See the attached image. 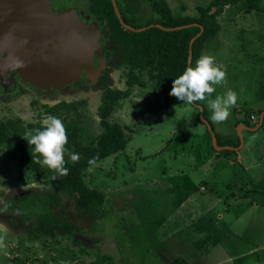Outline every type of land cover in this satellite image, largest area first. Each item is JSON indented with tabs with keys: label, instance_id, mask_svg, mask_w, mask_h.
Returning <instances> with one entry per match:
<instances>
[{
	"label": "rangeland",
	"instance_id": "obj_1",
	"mask_svg": "<svg viewBox=\"0 0 264 264\" xmlns=\"http://www.w3.org/2000/svg\"><path fill=\"white\" fill-rule=\"evenodd\" d=\"M52 1L57 3L58 0ZM72 1L88 13L86 0ZM166 1L174 12L180 11V7L184 5L185 8L180 11L182 14L196 16L197 6L207 5L211 0ZM151 15L148 4L142 3L136 21L141 23L143 18H149ZM261 20L264 21V10L244 12L241 3L231 5L226 7L219 17L221 29L215 36L224 38V42L227 39L228 43L234 42L233 38L235 41L239 39L243 46L249 36L250 23ZM257 29L259 32L264 31V26ZM97 59L100 62L98 67L86 68L85 81L60 91L46 92L27 83L18 84L5 91L0 90V121L20 120L24 126L30 127L27 131H34V126L40 123L44 116L42 112L45 104L51 106L61 100L73 101L77 104L76 110L60 111L55 116L63 123L65 119L79 118L82 139L89 141L101 131L97 108L103 92L96 86V82L106 67L107 60L99 54ZM224 64L227 81L221 86V92L216 86L215 96L231 89L237 93L238 98L244 99L249 93L255 95L257 85L264 84V56L245 58L239 55V59L234 62L228 57L224 59ZM125 73L123 66L116 68L110 72L107 82L112 87L125 89ZM141 76L147 86L132 87L131 95L120 101L109 118L126 127L130 140L125 149L118 156L101 159L89 168L88 184L106 193L103 209L100 210V215L94 218L74 216V219H69L74 232L65 234L60 226H54V235L42 233L38 218L47 208L43 201L44 195L46 196L45 187L33 179L30 171L19 172L16 162L7 160L4 150L0 147V177L4 178L0 184L8 188H0V222L10 229L6 240L7 248L0 251V264H94L96 255L100 252L112 255L118 264L122 261L119 258L139 260L149 255V259L156 264H174V258L185 257L186 253L193 254L194 257L187 264H264V249L257 251L261 255L259 261L250 254L240 255L235 260L222 261L224 252L207 243L211 236L206 238L203 234L200 236L196 233L189 235L186 239L189 246L181 242L184 239L181 235L176 237V234L188 229L186 217H189V221L197 222V219L192 220L195 213L183 214L179 211L183 204L180 197L181 188H176V185L183 186V190L185 183L186 188L190 190L199 184L198 179L202 180L208 190L198 196L206 198L205 204L208 205L217 194L224 191L221 183L222 168L204 158L205 153L211 150L205 137L207 127L199 119L196 106L181 101L176 103L177 105L163 107L152 117L146 116L142 108L144 98L152 92V82L146 72ZM22 86H25V89ZM141 97L140 101H133ZM199 104L205 106L208 120L218 134L220 129L237 134L238 130H241L239 125H235L234 108L231 109V115L226 122L217 124L211 120L212 112L207 100ZM237 105L244 108V104L239 101ZM263 130H257V134L261 135L256 136L250 153L246 151L249 148L250 133L243 130L244 147L237 151L238 157L237 161L235 160L234 181L237 184H230L231 188L235 187L236 194L238 187L243 183L242 175L249 172L239 171L240 165L251 166L259 161L257 169L259 164L264 167V144L260 141ZM220 140H223L222 134ZM241 189L248 192L244 186H241ZM256 189H264V185L263 188L257 186ZM250 197L246 196V199L242 200ZM252 199L255 202L251 209L262 208L264 195L253 196ZM64 202L66 201L63 199ZM189 204L196 211H206L202 207L204 202ZM65 206L71 209L70 205ZM209 211L212 210L208 209L206 212ZM26 212L32 216L26 219ZM202 217L203 214H200V219ZM14 220L18 223L15 224ZM181 224L184 227L177 229ZM35 225L39 231L33 233L34 238H29V235H32L29 229Z\"/></svg>",
	"mask_w": 264,
	"mask_h": 264
},
{
	"label": "trees",
	"instance_id": "obj_2",
	"mask_svg": "<svg viewBox=\"0 0 264 264\" xmlns=\"http://www.w3.org/2000/svg\"><path fill=\"white\" fill-rule=\"evenodd\" d=\"M263 2L264 0H211L207 5L197 6L198 14L190 16L180 12L185 8L184 5L180 7V11L174 12L166 0H116L118 10L126 24L134 28L147 27L141 31H132L121 24L111 0L88 1V13L100 27L101 50L107 60L106 67L96 82V86L103 92L97 108L101 131L85 142L81 136L82 127L79 118L65 119L64 126L68 136L66 147L69 153H78L80 159L73 164L66 155L65 166L69 169L68 174L54 178L55 174L52 171L36 163L34 146L28 145L22 137L30 127L24 126L20 120L0 121V147L4 150L5 158L15 161L19 172L30 171L33 179L46 189H44L46 196L44 195L43 201L47 208L38 218L43 234L54 235V226H60L65 234H70L74 232V229L69 219H74V216L94 218L100 215V210L103 209L106 201V193L88 184L89 168L101 159L118 156L125 149L130 140L126 127L109 118L120 101L131 95L132 87L147 86L141 76L142 73L146 72L148 79L152 82V92L144 98L142 109L147 117H152L163 107L181 102L170 96L169 92L174 79L186 69L189 42L200 31V26L203 27V32L193 42L192 66L195 65L206 41L220 31L221 24L218 19L226 7L241 3L244 12L261 11L264 10ZM142 3L148 4L152 15L149 18H143V22L137 23ZM155 24L165 28L182 27L169 31ZM121 66L126 69L127 87L125 89L112 87L107 82L110 72ZM71 109H77L76 102L63 100L51 106L45 104L42 113L55 116L60 111ZM245 115L247 116L248 112ZM204 117L208 119L205 108ZM40 127H42L41 123H36L34 126L35 129ZM217 137L220 145L237 146L239 144V139L235 143L229 141L224 143L218 135ZM206 139L208 147L214 151L208 130H206ZM234 152L229 149L220 151L226 156ZM36 193L35 191L34 194ZM63 199L66 202L63 203ZM7 205L9 207V204ZM65 205H70L71 209L69 210ZM30 216L32 215L26 212V219ZM14 222L18 223L17 220ZM37 231L39 228L36 225L31 227L29 232L32 235H29V238H34L33 233ZM149 257L151 258L150 255ZM149 257L144 256L139 260L127 257L119 259L122 260L120 264H156ZM183 262L185 263V260L179 257L173 260L174 264ZM94 264H118V261L112 255L100 252L97 253Z\"/></svg>",
	"mask_w": 264,
	"mask_h": 264
},
{
	"label": "crops",
	"instance_id": "obj_3",
	"mask_svg": "<svg viewBox=\"0 0 264 264\" xmlns=\"http://www.w3.org/2000/svg\"><path fill=\"white\" fill-rule=\"evenodd\" d=\"M249 26V36H247V40L245 41L243 46L240 44L239 39L235 41V38H233L234 42L228 43L227 39L224 42V38H221L220 36H213L206 41L201 54L209 53L215 55L216 63L218 65H222L224 69V59H227L228 57L229 60H231L232 62L239 59V55H243L245 58H253L254 56L258 58H263L264 31L260 30L259 32L257 28L263 27L264 21L261 20L251 22ZM247 87L248 85L246 84V88ZM217 89L221 92V86H217ZM254 91L255 95H252L253 93H249L244 99H238L240 104H244L243 109L240 108L241 106L237 104L234 107L235 125L237 124L239 125V128L241 127V130H238V133L241 132L242 137L243 130H247L250 133L248 138L249 148L246 150L247 153L248 151L249 153L252 151L253 143H255L257 139L256 136L261 135L257 134V130H259L260 128L264 129V84L257 85ZM214 97L215 93H213L211 98L214 99ZM201 105L205 108L203 104ZM246 112H248L247 116L245 115ZM250 114H255L257 116L256 122H252L251 120H249L248 116ZM244 126L259 127L255 130H251L249 128H245ZM219 132L223 136L222 141L224 143L228 141L230 143H235L239 139V134L237 133H229L227 131H224L223 129H220ZM215 134L220 137V134H218L216 131ZM260 141L264 144V134L261 137ZM230 146L239 147H237V149H231L235 152L228 156L220 153L221 150H218L216 148H214V151H208L204 155V158H208V161L210 160L213 165L217 166L218 168H222L221 183L222 187L224 188V191L217 194V196L210 201V204H205L206 198H201L200 196H198L200 194L203 195L204 192L208 190L202 180L198 179L199 184L195 186L194 189L190 190L186 188L187 184L185 183V188L183 190V186L179 187L178 185H176V188H181L180 197L182 198L183 204L180 206L179 211L183 214L193 212L195 214L192 217V220L197 219V222H193L189 221V217H186V223H189L188 229L184 232L176 234V237L181 235L182 238H184L181 242H184L186 246H189L186 242L187 236L189 235L196 233L200 236L201 234H203V236L206 238L207 236H211V240L207 239V243L214 249L221 250L224 252L222 261L225 259L235 260L238 256L243 254L253 255L259 261L261 255L257 251L264 249V205H261L262 208L257 207L251 209L250 207H253V202H255L254 199H252L253 196L264 195V189H256L257 186H261L263 188L264 167L259 164V168L257 169V164L259 161L257 162V164L251 166L240 165L239 171L242 170L244 172H249L248 174L242 175L243 183L238 187V194H236L235 187L231 188L230 184L232 183L234 186H236L237 184V182L234 181L236 179L234 171L236 169L235 167L238 157L237 151L244 147V141L242 144H240L239 139V144L237 146ZM204 160L206 161V159ZM253 169L255 170L252 172L251 170ZM241 186H244L248 190V192H244L241 189ZM246 196L251 197L247 200H242L246 199ZM199 201L204 202V205H202V207L206 211L208 209L212 211H196L194 210L193 206L189 204V202L199 203ZM200 214H203V217L201 219ZM180 226L181 228L184 227V225L181 224L177 227V229ZM186 249L189 250V248ZM184 256L185 257H182V259L185 260V263L183 264L189 263L188 261L194 258L193 254L186 253ZM194 262L196 263L195 260Z\"/></svg>",
	"mask_w": 264,
	"mask_h": 264
},
{
	"label": "water",
	"instance_id": "obj_4",
	"mask_svg": "<svg viewBox=\"0 0 264 264\" xmlns=\"http://www.w3.org/2000/svg\"><path fill=\"white\" fill-rule=\"evenodd\" d=\"M111 1L119 21L125 28L132 31L147 28L146 26L134 28L126 24L118 10L116 0ZM19 2L22 4L17 3L12 7L13 15H8L12 20H17L18 16L19 19H23L22 25L15 30L9 28L11 21L5 15L7 1L0 0V72L7 69L15 71L22 79L37 88L52 91L79 80L83 68H94V51L102 56L100 51L102 37L97 22L90 15L84 11L56 12L51 8L49 0ZM88 21L92 22L93 27L87 23ZM155 25L169 31L182 27L165 28L159 24ZM18 29L27 30L26 36L17 37ZM202 32L203 27L200 26V31L189 42L186 67L191 65L193 42ZM194 106L198 109L199 119L210 133L213 147L218 150L237 149L230 145H219L211 123L204 117V107L195 102ZM244 127L255 130L259 126ZM238 134L242 144L244 141L242 133Z\"/></svg>",
	"mask_w": 264,
	"mask_h": 264
},
{
	"label": "clouds",
	"instance_id": "obj_5",
	"mask_svg": "<svg viewBox=\"0 0 264 264\" xmlns=\"http://www.w3.org/2000/svg\"><path fill=\"white\" fill-rule=\"evenodd\" d=\"M226 81L227 72L222 65L216 63L215 55L203 53L196 59L194 66L189 65L181 75L174 79L169 95L187 105L207 100L212 112L211 120L221 124L227 121L231 115V109L236 106L239 99L237 93L231 89L222 95H216L214 99L211 98L216 92V86H222L226 84ZM141 99L142 97L133 101ZM40 123L42 127L34 131L28 130L22 137L28 145L34 146L36 163L52 171L55 174L54 178L66 176L69 169L65 166V156L68 155L73 164L80 159L78 153H69L66 147L67 129L60 118L51 114H45ZM3 179L0 177V181ZM0 188L8 189L3 184H0ZM9 235L8 226L0 222V251L7 248L6 240Z\"/></svg>",
	"mask_w": 264,
	"mask_h": 264
},
{
	"label": "flooded vegetation",
	"instance_id": "obj_6",
	"mask_svg": "<svg viewBox=\"0 0 264 264\" xmlns=\"http://www.w3.org/2000/svg\"><path fill=\"white\" fill-rule=\"evenodd\" d=\"M4 1H7V10H5V15L8 17V20L11 21V24H9V28L16 30L17 28H19L22 25L23 19H21V18L19 19V16H18L17 20H12V19L9 18V16L13 15V11H12L13 5L17 4V3L20 4L21 2H19L20 0H4ZM83 1L85 2V0H83ZM88 1L89 0H86L87 3H88ZM49 2H50L51 8L54 11H56V12L74 11V12H77V13H81V12L84 11V9L83 10L80 9V5H77V3L76 4L73 3L72 0H67V1L58 0L57 3H55V1L53 3L52 0H49ZM12 23H15V25H13ZM87 23L90 24L93 27V24H91L92 23L91 21H88ZM15 30H12V31H15ZM99 30H100V27H99ZM26 32H27V30L18 29L16 35L19 38H23V37L26 36ZM100 34H101V31H100ZM101 37H102V35H101ZM100 44H102V41H100ZM101 47H102V45H101ZM100 51L102 53L101 49H100ZM93 55H94L93 56L94 57L93 66H95V67L97 66L98 67L99 63H100L99 60L97 59L98 53L96 51H94ZM86 74H87V70H86V68H83L82 69V76H81V78L79 80H76V81H74V82H72V83H70L68 85H65V86L59 88L57 91H60V90H62L64 88H69L71 86H74V85L82 83L83 81H85L84 79H85ZM25 83L31 84V83L25 81L24 79H22L20 74L15 72V71H11V70L7 69L4 72H0V90H2V91H5V90L9 89L10 87L12 88V87H14V86H16L18 84L23 85ZM31 85H33L35 88H37L34 84H31ZM22 87H24V89H25V86H22ZM37 89H39V88H37ZM40 90H45L46 92H51V91H49L47 89H40ZM54 91L55 90H53L52 92H54ZM61 101H63V100H61ZM58 102H60V101H58ZM58 102H56V103H58ZM0 215H2V214H0ZM3 217L5 218V216H3Z\"/></svg>",
	"mask_w": 264,
	"mask_h": 264
},
{
	"label": "built area",
	"instance_id": "obj_7",
	"mask_svg": "<svg viewBox=\"0 0 264 264\" xmlns=\"http://www.w3.org/2000/svg\"><path fill=\"white\" fill-rule=\"evenodd\" d=\"M248 117H249V120H251L252 122H256L257 120V116L255 114H250Z\"/></svg>",
	"mask_w": 264,
	"mask_h": 264
}]
</instances>
